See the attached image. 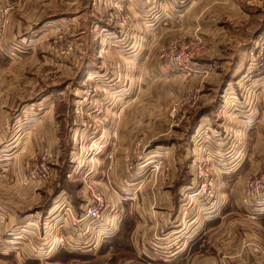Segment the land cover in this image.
<instances>
[{"label":"crops","instance_id":"obj_1","mask_svg":"<svg viewBox=\"0 0 264 264\" xmlns=\"http://www.w3.org/2000/svg\"><path fill=\"white\" fill-rule=\"evenodd\" d=\"M0 1L2 4L11 2L15 6L10 30L7 34V31L0 34V264H247L245 257L248 264H255L252 256L258 255L254 245L258 244L256 238L249 236L254 241L241 243L240 239L235 244L242 230L251 231L244 222L249 219L247 213H243L244 205L249 208V204L244 203L246 180L264 173V91L255 93L252 84L239 81L247 54L220 59V66L213 60L203 61L212 74L208 80L203 79L207 82L205 87L210 85L206 105L211 109L199 115L186 146H181L180 139L175 135L178 133H170L174 131L170 124L169 127L158 128L163 123L160 120L152 123L159 133H128L126 122L121 127L122 133H114L117 127L115 109L121 106L128 115L133 108L132 98L128 99L125 94L114 98L117 86L114 82H104L108 86L103 89L108 93L101 97L107 99V110L110 108L107 129L113 133H104L105 130L100 133L103 127L96 125L97 134L106 137L107 148L92 164L96 173L91 180L103 192L111 208L106 211L101 227L85 237L73 233L66 223L60 226L61 221H57L64 200L76 214L82 213L88 204L85 170L83 167L76 168L73 161L80 133H74V137L72 134L75 145L68 153L67 148L64 149L67 139L61 133L62 120L57 115L61 101L58 92L43 95L42 100L33 106L29 103L23 106L29 92L39 86L41 88L42 84L36 83L35 72L39 67L23 68L19 65L28 64L34 58L43 59V68L46 63L52 64L44 48L48 42L40 39L53 32L54 26L69 28V25H74L72 21H80L78 18L83 10L75 14L49 16L53 10L62 7L76 8L78 4L82 7L84 0ZM202 1H193L188 11L195 10ZM213 3L201 6L202 11L195 17L194 25L206 10L213 9L209 7ZM175 16L167 15L172 21ZM141 18L144 21L142 15ZM26 26L29 29L24 31L19 28ZM28 31L34 35L29 46L33 50L10 52L5 49L16 38H24L23 32ZM143 45L140 38V51L134 57L131 55L134 60L132 57L128 59L131 73H148V62L142 59L145 53ZM103 51L104 43L95 52L96 57L102 60L92 65L91 69L83 64L79 72L81 79L96 73L119 74L120 68L124 69L123 62L116 55ZM103 58L110 61L107 67L101 66ZM224 63L226 67H223ZM124 83L126 87H133ZM78 86L76 84L77 89ZM21 89L27 94L21 95ZM214 93L218 96L216 103L212 99ZM141 104L140 99L135 110ZM32 110L40 112L31 113ZM102 112L106 113L105 108ZM200 150L207 155L202 156ZM45 151L50 154L48 162L57 176L58 170L68 169L71 164L66 177L67 182L78 181L76 190L58 180L65 179V175L23 185L25 174L42 162ZM108 154L113 157L107 158ZM62 157L68 159L64 167ZM204 157L210 158L206 159L215 176L216 196L206 205L192 204L189 219L188 208L183 212V196L196 180L192 164ZM127 164L133 165L131 171H126ZM74 171L76 175L72 178ZM124 174L134 182L122 190L125 187L122 183ZM144 185L150 189L147 199L151 212L144 213L150 214V221H142L141 212L134 207L143 192H139L138 198V195L133 197L134 192H131ZM212 205L215 210L210 214L208 210ZM201 216L204 217L200 220ZM106 221L109 224L118 223L114 232L101 231L107 229ZM237 224H242L243 228H233ZM161 226L167 229L169 236L159 240L157 235ZM249 238H242V241ZM93 243L96 249L91 250L88 247ZM70 256H73L71 261L66 258Z\"/></svg>","mask_w":264,"mask_h":264},{"label":"rangeland","instance_id":"obj_2","mask_svg":"<svg viewBox=\"0 0 264 264\" xmlns=\"http://www.w3.org/2000/svg\"><path fill=\"white\" fill-rule=\"evenodd\" d=\"M132 1L84 0L82 7L78 4L76 8L62 7L59 10H53L49 17L61 13L75 14L79 10H83V12L78 18L80 21L77 23L72 21L75 26L69 25V28L63 25L54 26L52 27L53 32L47 33L45 37L41 36L44 38H41L40 41L48 42L44 48H46V55L50 56L52 64L46 63L43 68L42 58L31 59L32 62L28 64L19 63L23 68L33 67L35 69L39 67L40 69L35 72V77L37 74L36 83L42 84L41 88L39 86L38 89L29 92V98H26L23 106H26L27 103L30 106L35 105V102L42 100L43 95L52 92L60 93L59 100L61 101L57 115L62 120L61 133L67 139L64 149L67 148L68 153L73 150L75 145L72 138L74 133H98L97 124L103 127L100 133L104 130V133H113L107 129V115L110 108L107 110V99L101 97L102 94L108 93L106 91L108 85L104 82H114L117 86L116 91L118 92L113 96L114 98H119L118 94L120 96L125 94L128 99L132 98L133 108L128 115H125L121 106L119 109H115L117 127L114 133H122L120 130L125 122L128 133H159L152 127V123L160 120L163 123L158 128L169 127L170 124L174 127V131L170 133H178L175 135L180 139L181 146H186L197 113L199 111L210 112L211 109L206 105L209 98L208 93L211 91L210 85L205 87L204 83H207L205 80H208L212 74L210 75L205 68L203 61L213 60L220 66L222 64H218L220 59L244 53L245 56L247 54L242 63L244 71L252 54L260 49L261 40L264 38V0H221L222 2L203 0L201 5H197V8L191 11H188V8L195 0H137L138 3ZM210 3H213L209 6L213 9L206 10L204 16H201L202 18L196 19L194 25L195 17H198L202 11L201 6L205 5L206 7ZM14 7L11 2L0 3V9H8L7 22L0 14V34L5 33L11 27ZM175 14L177 16L174 21L168 19L167 15ZM141 15L144 21H141ZM145 21L146 23H144ZM187 25L190 26L189 29ZM19 28L24 31L25 28L29 29V26ZM22 36L24 38H16L12 43H8L5 49L10 52L33 50L29 46L32 40L30 38L34 35L29 34L28 31V33L23 32ZM140 38L145 47L142 59L148 62V73L141 75L131 73L132 69L129 68L128 60L140 51ZM110 39L114 41L111 42ZM102 43H104L103 52L116 55V58L123 62L124 67H121L124 69L120 68L119 74L96 73L88 75V78L86 75L81 79L79 72L82 70L83 64L91 69L92 65H96L102 60L95 55V52L102 47ZM103 60L104 63L101 62V66L107 67L110 61L106 58ZM223 67H226L225 63ZM242 80H245L244 72L239 78V81ZM124 81L133 87H126ZM130 81L131 83H129ZM141 82H146V84L143 85ZM83 83L84 85L81 87ZM76 84L79 85L78 89ZM103 87L106 89L104 90ZM205 91H207V95H204ZM20 92L21 95L27 94V91L25 92L23 89ZM78 94L80 98H78ZM217 97V94L214 93V97H212L214 103H216ZM140 99L142 100L141 107L135 110ZM104 108L106 113L102 112ZM32 111L29 112H40V110ZM97 114H100V117H97ZM199 152L203 154L202 156L207 155L204 150ZM206 158L209 157H204L200 161ZM66 161L68 159L61 158L63 167ZM200 161L192 164L195 168V183L197 181L196 166ZM70 166L71 164L68 165V169L58 170L59 176L65 175L67 170L70 171ZM52 173L51 178L59 177L55 170H52ZM73 173L72 178L76 175L75 171ZM261 175L264 176V173L250 176L246 180L245 202L244 200L243 202L249 204L247 205L249 208L244 205L243 213H247L250 219H245L244 222L246 228H250L251 231L242 230L240 237L235 242L237 244L240 239L241 243L248 240L254 241L249 236L256 238L258 244L254 245L258 255L257 257L252 256L255 264H264V186L252 194H249L248 188L250 179ZM123 179L122 183L124 182L125 187H122V190L134 182V180H129L130 177L126 175ZM58 180L65 185L70 184L73 191L79 185L75 180L67 183L60 178ZM149 190L148 185L137 186L131 190L132 193L134 192L133 197L138 195L137 198L139 192H143L142 198L140 197L134 206L135 209L138 207L137 209L141 212L142 221L151 220L149 213L144 214L151 208L147 199ZM183 199L184 212L189 205L186 193ZM42 201L43 199L40 200V203ZM210 201L214 200L206 201L202 205H206ZM192 204L188 208L187 218H189ZM214 210L215 207L212 205L210 214H213ZM203 217L201 216L199 219L201 220ZM229 222L227 221V223ZM102 224L103 222L99 224V227ZM106 224H108L107 229L101 231H110L116 226L114 222L113 224L106 222ZM233 228L240 229L243 228V225L237 224ZM247 237L249 239L242 241V238ZM251 251L253 252V250ZM66 258L71 261L73 256ZM245 263H249L246 257Z\"/></svg>","mask_w":264,"mask_h":264},{"label":"built area","instance_id":"obj_3","mask_svg":"<svg viewBox=\"0 0 264 264\" xmlns=\"http://www.w3.org/2000/svg\"><path fill=\"white\" fill-rule=\"evenodd\" d=\"M0 14L5 22L8 21V9H0ZM244 77L247 84H252L253 92L261 93L264 91V38L261 40L260 49L253 53L250 57L245 69ZM85 134V135H84ZM80 133L78 140V147L73 153V161L76 168H84L85 173V189L88 195V204L85 210L81 214L74 213L67 205V201L61 202V215L57 221H61L60 226L67 224L70 229L76 235L90 236L91 231L98 230L99 224L103 222V217L111 205L107 202L103 192L96 186L91 180L92 175L95 174V169L92 164L98 159L103 151L107 148L106 137L97 133ZM112 154H108L107 158H112ZM50 154L45 151L42 156V162L28 170L25 174L22 183L24 186H28L33 181H46L50 180L53 176L52 168L49 164ZM89 163V165H87ZM197 181L189 187L187 192L188 207L195 202L204 203L212 200L216 196L215 189V176L213 170L210 167L208 160L200 161L197 164ZM133 169L132 164H127L126 171ZM76 171V170H75ZM262 176V175H261ZM254 177L249 181V194L254 191H258L264 186V176ZM212 209V208H211ZM211 209L208 211L210 212ZM108 222V221H106ZM115 228L110 230L114 232L118 223L116 222ZM47 233V231H45ZM158 239H166L169 236V232L165 227H160L158 230ZM89 249H96L94 243L88 247Z\"/></svg>","mask_w":264,"mask_h":264},{"label":"trees","instance_id":"obj_4","mask_svg":"<svg viewBox=\"0 0 264 264\" xmlns=\"http://www.w3.org/2000/svg\"><path fill=\"white\" fill-rule=\"evenodd\" d=\"M205 111H199L198 113H197V115H196V118H195V120L193 121V123H192V126H191V130H190V134L191 133H194V130H195V126H196V124H197V122H198V117H199V115L200 114H203ZM65 183H67V177H66V174H65V179H62ZM65 186H67V185H65ZM81 214V213H80Z\"/></svg>","mask_w":264,"mask_h":264}]
</instances>
